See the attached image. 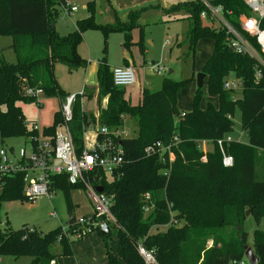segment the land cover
<instances>
[{"label": "trees", "instance_id": "16d2710c", "mask_svg": "<svg viewBox=\"0 0 264 264\" xmlns=\"http://www.w3.org/2000/svg\"><path fill=\"white\" fill-rule=\"evenodd\" d=\"M208 1L214 7L221 6L225 22L264 63L255 40L239 28V18L251 16L243 0ZM66 5L67 0H0V36L14 37L16 55L15 64L0 63V141L36 135L33 129L28 130L19 107L21 102H35L25 96L26 88H40L47 97L59 96L54 64H65L69 70L83 64L76 48L82 30L95 26L91 20L94 3L87 4L91 17L77 22L72 33L60 36L52 25L59 8ZM174 10L186 14L189 22L186 39L192 52L201 39L213 42L212 53L201 73L206 78L207 96L218 99L217 108L208 104L201 109L202 90L196 89L191 110L180 117L176 96L186 81L167 78L162 80L158 91L143 90L139 104L131 106L123 89L113 86L111 72L105 65L98 67L97 82L98 98H107L106 108L94 119L81 112L79 99L72 107L68 126L77 153L83 148V132L89 125L97 123L113 131L124 129V117L134 123L135 135L116 140L123 152L121 167L111 179L101 181L103 193L114 196L111 213L115 225L108 224L107 235L99 234L105 244L107 238L116 240L114 253L106 246L108 264H142L136 253L138 245L153 251L158 264H230L245 260L248 234L242 225L246 212L249 211L257 227L264 219V179L255 175V164L264 153V82L254 80L256 67L263 76L264 70L253 58L231 51L225 30L213 20L203 22L200 14L205 8L200 0L178 5ZM129 17L130 21L136 19L134 15ZM133 27L117 21L98 26L105 36ZM229 75L241 82L239 97L223 90ZM236 106L241 109V131L247 137L246 145L225 140L233 131ZM61 125L59 111L52 124L42 130V137L53 142ZM174 136L179 143L172 148L174 161L165 178L162 172L167 162H162L158 155L145 156L144 149L156 142L168 145ZM217 140H222L225 154L232 157L231 168L222 166ZM201 142L212 143V150L203 153L199 148ZM22 184L21 175L6 179L0 190V212L4 202H25ZM51 187L64 194L71 215L68 225L74 220L70 191L81 188L70 185L65 175L52 177ZM145 195L153 207L147 214L143 212L147 205ZM162 226H167L165 231H158ZM23 229H2L0 220V257L14 260L26 257L32 264H55L57 256L50 250L55 241L61 246V255L70 254L69 230L64 235L59 227L47 234H28L23 239ZM98 230L93 233H99ZM250 249L258 258L257 264H264V231L252 232Z\"/></svg>", "mask_w": 264, "mask_h": 264}, {"label": "rangeland", "instance_id": "374dc122", "mask_svg": "<svg viewBox=\"0 0 264 264\" xmlns=\"http://www.w3.org/2000/svg\"><path fill=\"white\" fill-rule=\"evenodd\" d=\"M194 1L196 0H67V4L76 7V11L67 13L60 7L52 26L60 36L71 33L77 22L91 17L87 10V4L93 2L94 9L91 20L95 26L82 30L81 41L76 50L91 60L103 61L105 59V66L112 68L118 61H121L124 48L121 44L122 41L119 43L117 38L122 40L123 35L118 32H110L105 37L98 26H105V24H111L117 20L124 22L130 15L136 16L138 26L134 32L136 31L139 38L141 37L143 49L135 51L134 76L140 82L139 86L142 85L151 91L159 89L165 78L174 82L185 80L184 88L177 95V110L179 114H182L191 110L194 93L197 89L196 76L201 73L205 60L213 50V42L210 39H201L195 44L192 52L186 39L189 30V22L185 19L186 14L184 11L174 10L178 5ZM262 27L264 28V21ZM13 44L14 37L11 35L0 36V63L8 65L16 63ZM84 60L87 59L84 58ZM77 70L78 68L69 70L65 64L55 63L53 76L56 83L59 81L63 85L74 86L81 80V73ZM123 90L131 104H135L140 87L135 84ZM201 90L200 108L205 109L208 104L215 108L216 98L207 96L204 84ZM37 100V104L21 102L19 107L28 130L35 128L37 134L42 136V129L51 124L53 112L60 110L61 104L58 102V98H46L43 95ZM241 117V109L236 106L232 118L233 131L225 139L246 145L247 137L241 131ZM86 135L87 139H90V131H86ZM27 141L25 138L5 139L0 141V147L12 148L17 156L19 149H28ZM201 149L202 151H211L212 146L210 144L201 146ZM261 155L262 157L255 164L263 168L261 171L260 168H256L255 175L258 179H264V153ZM70 200L72 217L77 218L89 213V201L83 191H70ZM70 218L64 194L60 190H55L49 197H39L32 202L18 200L4 202L0 212L2 229L19 231L29 227L38 234H47L59 227L62 228ZM242 227L245 232H248L246 247L250 248L252 232L255 229L264 231V219L257 227L253 219L248 216ZM88 237H91L95 243L87 249L79 250L78 247L81 244L84 245ZM68 243L70 254L65 256L61 255V246L57 241L50 246L51 252L59 256L58 264L60 262L61 264H82L80 262L82 256L85 262L108 264L106 246L112 253L115 252L116 246V240L113 237L107 238L105 244L98 232L86 236L82 241L69 239ZM0 264H32V262L30 258L26 257L17 260L0 257ZM245 264H248L247 260Z\"/></svg>", "mask_w": 264, "mask_h": 264}, {"label": "built area", "instance_id": "2783aa9c", "mask_svg": "<svg viewBox=\"0 0 264 264\" xmlns=\"http://www.w3.org/2000/svg\"><path fill=\"white\" fill-rule=\"evenodd\" d=\"M200 1L205 8V11L200 14V18L204 21L213 20L216 25L223 28L227 35V47L236 54L253 58L264 70V63L260 60L258 54L225 22L221 6L214 7L208 0ZM243 2L251 16L240 17L239 28L243 33L255 40L260 53L264 55V28L262 27L264 21V0H243ZM62 8L67 13L76 11V7L68 4ZM111 78L113 86L118 89H125L135 83L133 69L128 66L113 68ZM254 80L256 82L261 80L264 82V76L258 67H256L254 73ZM223 90L235 95L236 92L241 90L240 80L225 79ZM24 94L32 97L37 104V99L43 95V91L40 88H26ZM80 98H82V93L66 95L63 98L60 105L62 125L56 130L53 142L38 135L37 129L32 128L36 135L27 138L28 149H19L17 156L13 149L12 154H9L10 148L0 147V190L5 185L6 179L17 175L22 176V195L27 202H32L39 197H49L54 192L51 187L52 177L65 175L70 185L81 188L89 201L92 213L89 216L74 218L70 224L61 228L64 235L68 234V230L70 231L71 234L69 236L72 240H81L85 235L93 233L102 223L107 226L108 224L115 225V219L111 213L114 196L105 194L103 191L98 193L96 188L102 187L101 181L104 178L111 179L113 174L121 167L123 152L116 140L127 135L124 129L109 131L105 126L88 127L85 132H93L96 136V141L92 147L83 146L81 151L77 153L68 125L72 119V107ZM180 117H184V113ZM85 132H83V135ZM97 137H100V139ZM225 140L230 141L229 139ZM178 143V138L174 136L168 145L156 142L144 149L145 156L158 155L162 162L164 160L167 162V168L162 172L165 178H168L171 164L174 161L172 148ZM216 145L221 153L222 166L231 168L233 159L225 154L222 140H217ZM202 161L205 162V157H202ZM144 201L147 205L143 207V212L147 214L153 207L149 204L148 195L144 196ZM23 231V239L28 234L35 233V230L29 227H25ZM136 253L142 264H158L154 252L146 250L142 245L136 247ZM245 263L246 260H240L232 261L230 264Z\"/></svg>", "mask_w": 264, "mask_h": 264}, {"label": "crops", "instance_id": "0c3cea01", "mask_svg": "<svg viewBox=\"0 0 264 264\" xmlns=\"http://www.w3.org/2000/svg\"><path fill=\"white\" fill-rule=\"evenodd\" d=\"M117 22H119L121 25H128V24H130V25H133L134 27L131 28V29H129V30L124 29L123 31H115V32L121 33L123 35V39L120 40V38L118 37L117 38V41L119 43L122 41L121 44H122V47L124 48V51L122 52L121 61L120 62L118 61V63L116 64V66H114L112 68H110L109 66L107 67L110 72L112 71L113 68L123 67V66H128V67H131L132 69H134L133 67H134V64H135V60H134L135 59V51H138V50L139 51H142V49H143L141 37L139 38V36L137 35L136 31L134 32L135 28L138 26V24H137L138 23L137 18L136 19H131V21H130V17H129L128 20H126L124 22L119 21V20H117ZM114 23H115V21L113 23H111V24H108L107 23L105 25H112ZM107 35L105 37H107ZM125 35H127V38H126ZM212 49H213V47H212ZM77 54H78V56L80 55L79 58L83 62V64L81 66L77 67L78 68L77 71L81 73V80L79 81V83L77 85L70 86V85H63L61 82L57 81L56 86H57V89L60 92V95L59 96H55V97H47V96H44V97H46V98H58V102H60V104H61L63 98L66 95H74V94H81L82 93V98H80L78 100L79 101V106H80L81 112L84 113V114H86V115H91L94 119H97V117L99 115V112L101 110H104L106 108V104H107V98H98V82H97V71H98V67L100 65H105V62L104 61H106V60L105 59L103 61L102 60H97V61L96 60H91L90 58H87L81 52L80 53L77 52ZM210 55L211 54H209V56ZM81 56H82V58H81ZM83 56L87 60H84ZM206 60H205V62H206ZM204 64H203V66H204ZM227 78L228 79H234V80H236L231 75H229ZM139 83L140 82H138V79L135 77V83L133 85L137 84L138 87H140V90L138 91L139 92V95H138V98H137V102L135 104H131L130 100L124 95V98L128 101V103L131 106H136V105L139 104L140 99H141V93H142L143 90H148L150 92H156V91H158L160 89L159 88L157 90L151 91V89L145 88L142 85L139 86ZM203 84H204V86L206 88V78H204ZM160 87H161V85H160ZM178 93H177V95H178ZM240 93H241V90L238 91V92H236L235 93V96L236 97H239L240 96ZM209 98H211V97H209ZM214 98H216V97H214ZM216 102H217V104H216L215 108H217V106H218V99L217 98H216ZM191 106H192V104H191ZM176 107H177V96H176ZM59 111L60 110H56V111L53 112L51 124L53 122L54 115L57 112H59ZM123 123H124V130L126 131L127 135L129 137L135 135V132H134V130H135L134 123L132 121H130L129 119H127L126 117L123 118ZM126 123H127V125H126ZM50 125H48L47 127H49ZM47 127H45V128H47ZM89 127L96 128V127H98V125H97V123H95L94 125H89ZM95 141H96V136H95V134L93 132H90V139H87L86 132L84 133V135H83V146H85V147H92V145H93V143ZM209 144L213 148L212 143H209V142H201L199 144L200 150L202 151L201 146L204 147V146L209 145ZM202 152L203 153H207L209 151H206L205 150V151H202ZM261 157H262V155H261ZM257 167L260 168V171H261V169H263L262 166L259 167V166H256L255 165V172H256V168ZM80 191H82V190H80ZM88 210H89V213H87V215H84V216H89L92 213V209H91V206L89 204H88ZM166 228H167V226H162V227H159L157 229H158V231L163 232V231H165ZM153 231H155V230H153ZM92 234H94V233L85 235L81 240H78V241H82L86 236H90ZM247 234H248V232H247ZM92 240L93 239H91V237H88L85 240L84 245L81 244V246H79L78 249L79 250L82 249V248H86L87 249L88 247H90L91 245H93L95 243V241L94 240L92 241ZM58 258H59V256L56 257V259L54 261L55 264H58ZM80 258H81L80 259V262L82 264H93V262H85V261H83L84 260V257L83 256L80 257ZM60 264H61V262H60Z\"/></svg>", "mask_w": 264, "mask_h": 264}, {"label": "water", "instance_id": "95a60500", "mask_svg": "<svg viewBox=\"0 0 264 264\" xmlns=\"http://www.w3.org/2000/svg\"><path fill=\"white\" fill-rule=\"evenodd\" d=\"M205 78V75L202 74V73H199L197 76H196V88L197 89H201L202 86H203V80ZM12 148L9 149V154H12ZM96 191L98 193H101L103 191V188L102 187H97L96 188ZM249 216V211L246 212V217ZM99 234L101 236H105L109 233V228L108 226L105 224V223H102L99 227ZM42 235V233L40 234ZM244 257L245 259L247 260L248 264H257L258 263V258L252 253L251 249L248 248V247H244Z\"/></svg>", "mask_w": 264, "mask_h": 264}]
</instances>
